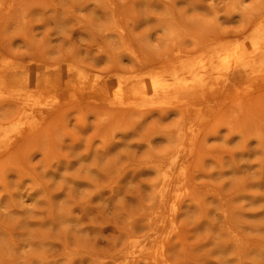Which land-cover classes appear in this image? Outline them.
<instances>
[{
    "label": "rangeland",
    "instance_id": "374dc122",
    "mask_svg": "<svg viewBox=\"0 0 264 264\" xmlns=\"http://www.w3.org/2000/svg\"><path fill=\"white\" fill-rule=\"evenodd\" d=\"M258 22L264 0H0L23 102L0 101V264H264V79L201 80Z\"/></svg>",
    "mask_w": 264,
    "mask_h": 264
},
{
    "label": "bare ground",
    "instance_id": "6f19581e",
    "mask_svg": "<svg viewBox=\"0 0 264 264\" xmlns=\"http://www.w3.org/2000/svg\"><path fill=\"white\" fill-rule=\"evenodd\" d=\"M252 36H253L251 37L252 41L251 44L249 45L250 50L248 51L245 49V47H243V49L224 48V50H219L217 53L212 54L211 57L208 59V61L205 62L204 65H201L202 77H203L201 78V80L203 81L204 79L205 81H207L210 78H214V81L230 84L238 79H245V80H249L250 78H259L260 80L264 79V23L258 22L256 24ZM246 51L248 52L247 54ZM0 73L1 74L3 73V68L1 67H0ZM199 73L201 74L200 70ZM163 82L164 81L158 78H152L150 85L152 91L154 92L163 91L165 93L168 92L171 89L170 84H165ZM188 87L189 85H187V88L186 87L183 88L182 86L181 87L179 86L176 89H174V91H176L177 94H179L183 90L188 89ZM0 101L15 102L18 105H21L23 103L18 98L17 95H12L9 93L3 95L2 92L0 93ZM110 103L111 105L120 104L117 101H111ZM18 115L19 114H17V116ZM14 128L15 126H12L10 129H3L2 127H0V129H3L2 132H0V143L3 142L5 138H7L8 136L7 134L9 132L15 130ZM200 130L201 128L199 127L197 131L193 130L191 132L190 134L191 141L194 142ZM175 162H176V155L174 154L168 162L167 169L165 170L166 174L164 173L163 175L161 181L162 189L159 194L161 204H163L164 206V205H169L171 203L170 205L173 208H175L178 202H180V197L177 196V194L176 197L174 198L171 197L174 194L175 186L176 187L183 186V190H187L188 189L187 186L189 185V184L187 185V177H186L187 175L183 172L181 173V177L178 179L176 183L175 181L173 182L171 179H169V173L175 167L176 165ZM158 183L159 182H157L156 184L157 187H158ZM175 211H176L175 209L171 210L170 216H173ZM165 220L166 218L164 216V219L162 220L160 225H164Z\"/></svg>",
    "mask_w": 264,
    "mask_h": 264
}]
</instances>
